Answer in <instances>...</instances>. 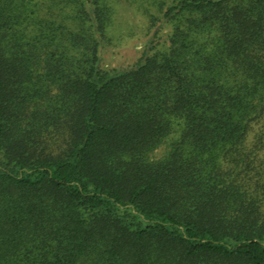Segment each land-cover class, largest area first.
I'll return each instance as SVG.
<instances>
[{"label":"trees","instance_id":"16d2710c","mask_svg":"<svg viewBox=\"0 0 264 264\" xmlns=\"http://www.w3.org/2000/svg\"><path fill=\"white\" fill-rule=\"evenodd\" d=\"M134 2L109 68L113 0H0V264H264V0Z\"/></svg>","mask_w":264,"mask_h":264},{"label":"rangeland","instance_id":"374dc122","mask_svg":"<svg viewBox=\"0 0 264 264\" xmlns=\"http://www.w3.org/2000/svg\"><path fill=\"white\" fill-rule=\"evenodd\" d=\"M113 5L116 9L115 14V29L113 41L104 43V50L102 51V63L105 67L126 66L135 62L142 54L144 45L151 34H146L148 25V18H146L140 11L137 10L134 0H113ZM166 29L159 32V36L163 35ZM123 34V35H122ZM159 37H156L155 42ZM161 37L159 39H163ZM152 43V42H151ZM256 127L262 126L264 118L260 120ZM165 150V143L156 147L150 156L152 159L161 156ZM264 156V150L261 152ZM251 164L257 165L258 161ZM240 179V178H239ZM241 181V180H240Z\"/></svg>","mask_w":264,"mask_h":264}]
</instances>
